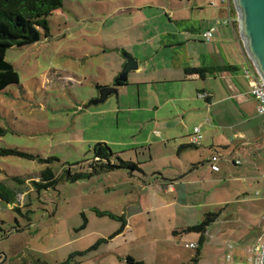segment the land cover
Returning <instances> with one entry per match:
<instances>
[{
	"label": "rangeland",
	"instance_id": "374dc122",
	"mask_svg": "<svg viewBox=\"0 0 264 264\" xmlns=\"http://www.w3.org/2000/svg\"><path fill=\"white\" fill-rule=\"evenodd\" d=\"M142 1L62 0V7L46 18L48 32L39 28L37 42L8 48L6 59L18 72L19 83L0 91V127L5 129L0 148L20 153L0 156V181L22 193L13 203L0 192V264H133L129 257L144 264H191L198 252L196 264L249 263L246 252L238 253L228 226L233 216L236 227L264 217V138L259 141L263 147L257 180L241 182L235 193L230 186L235 182L223 180L234 172L222 178L217 195L228 203L215 202L201 184L197 200L201 204L194 209L157 208V200L169 198L154 167L171 164L169 155L174 152L163 143L152 142L151 151L167 160L140 165L148 175L118 167L75 181L70 177L92 170L97 142H106L115 152L119 146L111 141H128L137 133L123 115L118 119L108 110L118 104L120 94L85 105L99 95L103 84L119 76L125 51L119 45L129 41L131 26L152 12L118 13L116 8ZM163 18L145 23L160 24ZM127 100L132 102L131 95ZM148 151V146L137 149L138 154L145 153L144 159ZM118 156L134 163L143 159L128 151L114 155L111 162H118ZM228 165L234 170L244 167ZM48 166L55 173V185L36 188L33 181ZM163 173L167 177L172 172L166 168ZM202 178L212 182L214 176L205 173ZM210 214L217 216L207 227L205 240H200V232L184 230L186 223L196 225ZM123 222L126 226L118 233ZM191 242L197 246H186Z\"/></svg>",
	"mask_w": 264,
	"mask_h": 264
},
{
	"label": "crops",
	"instance_id": "0c3cea01",
	"mask_svg": "<svg viewBox=\"0 0 264 264\" xmlns=\"http://www.w3.org/2000/svg\"><path fill=\"white\" fill-rule=\"evenodd\" d=\"M230 5L232 15L237 16L233 0ZM226 6L225 3L211 5L209 0H144L127 2L116 8L118 13L152 11L143 15L142 22L131 26L129 41L119 45L137 59L138 68L128 73L126 83L118 86L120 100L108 110L117 113L118 119L123 115L137 130L131 140L111 141L119 146L114 152L116 155L132 151L136 158L143 156L138 163L144 164L161 158L167 160L152 153V142L154 145H169L174 151L169 155L171 164L154 167V175L164 179L162 191L169 198L167 201L157 200V208L180 206L186 211L194 209L201 204L197 203L202 192L201 184L206 187L207 196L213 194L215 202L228 203V199L217 195L227 172H234L233 177L223 180L235 182L230 185L235 193L236 185L257 180L260 174L262 164L258 153L263 147L259 141L264 138V113H258V102L250 94V84L244 75L251 59L238 24L217 23L227 17ZM162 15L165 18L160 24H147L149 19ZM211 28H214L213 36L207 40L202 34ZM124 61L122 55L120 63L123 65ZM193 68L207 71L202 76L199 73V77H193ZM201 92L209 93V97L199 96ZM129 95L133 98L130 103L127 100ZM195 126H200L204 135L197 146L190 142ZM146 146L149 151L144 159L145 153L138 154L137 149ZM214 153L220 157L218 171L213 170L210 163ZM174 158L178 163L173 164ZM237 159L241 160L240 164L234 163ZM229 163L244 167L234 170ZM166 168L172 172L167 177L163 173ZM205 173L214 176L212 182L202 178ZM147 185L151 183L147 182ZM241 192L247 194L244 189ZM236 198L241 200L239 195ZM233 220L234 216L228 227L235 236L232 241L236 240L239 254L247 253L253 245H263L264 217L249 225L241 223L240 227H236ZM190 225L186 223L187 227ZM203 237L205 240V234Z\"/></svg>",
	"mask_w": 264,
	"mask_h": 264
},
{
	"label": "trees",
	"instance_id": "16d2710c",
	"mask_svg": "<svg viewBox=\"0 0 264 264\" xmlns=\"http://www.w3.org/2000/svg\"><path fill=\"white\" fill-rule=\"evenodd\" d=\"M62 7V0H0V91L6 89L9 85L19 83V75L11 62L6 59V52L12 46H24L37 42L40 39L41 33L39 28H43L48 32L47 16L53 11ZM192 72H198L202 75L207 71L204 68H193ZM118 85L124 83L117 82ZM5 133V129L0 127V135ZM20 153L16 149L0 148V156ZM116 155L106 142H97L94 145V161L91 163L92 170L90 172H77L70 175L72 180L84 179L91 177L94 174L103 171H109L115 168H128L131 170H140L141 163L125 161L119 159L118 162H111V159ZM14 179L23 183L19 177ZM56 183L55 173L51 166L46 167L41 171L38 181H33L36 188L53 187ZM0 192L8 198L10 202L17 201V195L22 193L21 189H9L0 181ZM217 214L208 215L200 223L184 228V230H194L200 232L204 240V234L209 224L216 218ZM0 221V235L3 232V227ZM126 223L123 222L118 233L123 231ZM200 253L198 252L192 259L191 264H196ZM128 261L133 264H144L141 261H135L128 258ZM187 264V263H185Z\"/></svg>",
	"mask_w": 264,
	"mask_h": 264
},
{
	"label": "water",
	"instance_id": "95a60500",
	"mask_svg": "<svg viewBox=\"0 0 264 264\" xmlns=\"http://www.w3.org/2000/svg\"><path fill=\"white\" fill-rule=\"evenodd\" d=\"M237 15L240 36L244 42L249 58L264 80V0H233ZM125 58L122 71L114 80L113 85L103 86L99 95L85 107L103 102L110 94H118L117 82L126 83L128 73L138 68L137 59L130 53L122 51ZM261 264H264V243L261 254Z\"/></svg>",
	"mask_w": 264,
	"mask_h": 264
},
{
	"label": "built area",
	"instance_id": "2783aa9c",
	"mask_svg": "<svg viewBox=\"0 0 264 264\" xmlns=\"http://www.w3.org/2000/svg\"><path fill=\"white\" fill-rule=\"evenodd\" d=\"M230 1L231 0H209V3L211 5H217L219 3H225L227 5L226 6L227 11H228L227 17L223 21L217 20V23H219V24L224 23V24H231V25L238 24V15L237 16L232 15V8L230 5ZM213 31H214V28H211L210 30L204 32L202 35L205 39L209 40L213 36ZM199 75L200 74L197 72L192 74L193 77H199ZM244 75L250 84V94L258 102L257 111H258V113L263 114L264 113V80L262 79V77L258 73V71H257V69L254 66L252 61H250V63L245 67ZM199 96H201L203 98H208L209 93L201 92V93H199ZM202 139H203V135L201 133L200 126H195L193 133L190 136L191 144L197 146L201 143ZM219 158L220 157H219L218 153H214L210 157L211 167L215 171L219 170V166L217 164ZM234 163L240 164L241 160L237 159L234 161ZM188 246L194 248V247H196V244L190 243V244H188ZM229 247H232V245H229ZM262 247H263V245L261 244V245L251 246L250 248L247 249L248 250V252H247L248 261H249L248 264H261ZM228 257H229V255H228Z\"/></svg>",
	"mask_w": 264,
	"mask_h": 264
}]
</instances>
